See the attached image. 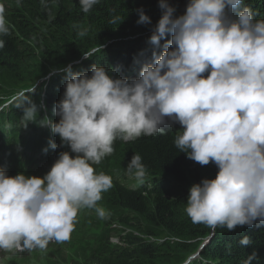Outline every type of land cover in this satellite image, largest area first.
I'll return each instance as SVG.
<instances>
[{"label":"clouds","instance_id":"obj_1","mask_svg":"<svg viewBox=\"0 0 264 264\" xmlns=\"http://www.w3.org/2000/svg\"><path fill=\"white\" fill-rule=\"evenodd\" d=\"M79 2L88 13L99 0ZM159 7L162 14L148 41L152 55L137 77L114 76L97 63L90 75L70 64L63 69L65 91L55 105L59 120L44 124L70 151L59 152L43 176L9 175L0 168V250L45 249L51 241L69 240L81 209L106 219L98 202L111 189L112 177L94 165L113 154L117 139L155 136L175 123L180 125L175 147L218 170L190 186L184 211L192 223L228 231L264 224V19H256L245 0H188L178 16L168 0H159ZM138 12V24H151L142 8ZM75 27L78 36L87 34V28ZM8 34L0 6V36ZM37 111L32 103L25 119L34 120ZM126 171L143 180L139 154ZM239 244L247 247L252 240L244 235ZM255 258L253 252L243 264Z\"/></svg>","mask_w":264,"mask_h":264},{"label":"trees","instance_id":"obj_2","mask_svg":"<svg viewBox=\"0 0 264 264\" xmlns=\"http://www.w3.org/2000/svg\"><path fill=\"white\" fill-rule=\"evenodd\" d=\"M5 2L9 34L0 36L4 41L0 48V92L27 86L45 74L44 68L53 69V75L36 89H44L43 108L36 92L17 97L7 109L17 113L16 104L27 107L26 100H35L38 111L34 115L40 122L47 117L59 120L55 105L65 91V73L61 70L69 62L78 61L73 71H87L89 75L91 66L97 63L112 70L114 76L137 77L142 62L151 58L153 46L148 41L162 14L159 0H99L88 13L82 11L79 0ZM168 3L176 8L178 16L186 10L188 0ZM245 4L256 19H264V0H245ZM141 8L151 24L137 23ZM77 25L88 29L85 36L77 35ZM170 38V34L163 38L157 51ZM101 45L100 52L84 58L83 53ZM49 62L52 64L47 65ZM164 127L161 134L116 150L109 167L112 175L127 173L134 154L142 157L146 167L140 188L125 187L112 178V187L105 195L109 206L124 212L118 216L119 222L132 232L125 236L121 250L110 255H85L83 264L101 258L107 264H243L253 252L256 258L252 264H264V224L228 231L192 223L184 211L190 186L203 178H214L218 170L213 163L201 166L175 147L178 123ZM244 235L252 240L247 247L239 244ZM190 256L194 258L188 261Z\"/></svg>","mask_w":264,"mask_h":264},{"label":"bare ground","instance_id":"obj_3","mask_svg":"<svg viewBox=\"0 0 264 264\" xmlns=\"http://www.w3.org/2000/svg\"><path fill=\"white\" fill-rule=\"evenodd\" d=\"M51 64L52 63L49 62L47 65H51ZM42 68L43 67H41V69H39V70L42 71ZM133 76H135V75H133ZM41 124H44V123L43 122H40L39 123V126H41ZM36 137L39 138L38 134H36ZM40 140H42V139L40 138ZM36 147L38 148V150H41L42 151V145L36 144ZM112 223H113V227L109 231L106 232V235L110 239H119L123 243V245H124V238H125V236L128 233H131L132 230L130 228H126L117 219H113L112 220ZM87 238H91V237L90 236H84V239H87ZM42 250L45 251L46 248L45 249H38L36 252L32 253L30 255V257L35 256L38 253V251H42ZM117 251H118L117 246L116 245H113L111 251L110 252H106L105 255H109L111 252L116 253ZM84 257H85V255L83 254V259H84ZM24 261H25V264H31V262H27L28 261L27 259H25ZM106 261L107 260H105L104 258H101V259L91 260V261H89L88 264H107ZM111 262H114V261L112 260Z\"/></svg>","mask_w":264,"mask_h":264},{"label":"rangeland","instance_id":"obj_4","mask_svg":"<svg viewBox=\"0 0 264 264\" xmlns=\"http://www.w3.org/2000/svg\"><path fill=\"white\" fill-rule=\"evenodd\" d=\"M69 64H70V65H75V64H77V61L74 60V61H72V62H69V63L67 64V66H68ZM43 71H45V73L49 74L47 68H44ZM34 82H35V80L31 81L30 84L32 85ZM28 89H29V88H24V89L18 90L16 93H22V92H25V91L28 90ZM13 91H14V90H9V91L2 90V91L0 92V93H3V94L0 96V106L3 107V106H5V105H7L8 103H10V102H9V99H10V96L12 95Z\"/></svg>","mask_w":264,"mask_h":264}]
</instances>
